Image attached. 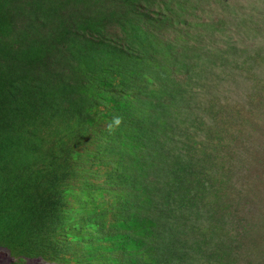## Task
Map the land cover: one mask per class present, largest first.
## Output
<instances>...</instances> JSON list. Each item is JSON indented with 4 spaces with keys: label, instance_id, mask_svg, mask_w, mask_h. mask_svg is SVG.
Returning a JSON list of instances; mask_svg holds the SVG:
<instances>
[{
    "label": "trees",
    "instance_id": "1",
    "mask_svg": "<svg viewBox=\"0 0 264 264\" xmlns=\"http://www.w3.org/2000/svg\"><path fill=\"white\" fill-rule=\"evenodd\" d=\"M33 1L0 0V244L67 264H256L230 226L256 190L233 200L227 165L264 89V7L217 25L183 15L208 0H47L37 23ZM244 79L261 82L249 110L222 103Z\"/></svg>",
    "mask_w": 264,
    "mask_h": 264
},
{
    "label": "rangeland",
    "instance_id": "2",
    "mask_svg": "<svg viewBox=\"0 0 264 264\" xmlns=\"http://www.w3.org/2000/svg\"><path fill=\"white\" fill-rule=\"evenodd\" d=\"M210 2H214L215 0H208ZM207 1L206 7H201L200 10H197L196 13H193L191 10H184L183 15L188 17L189 19L195 18H203L202 20H209L218 25L217 19L224 17L227 20H230L237 14L245 15L247 17V21L249 23L250 16L253 14V6H257L259 9H263L264 4L261 0H219L216 4L211 5ZM47 0L41 3V5L37 4L34 0L30 5V8L33 10L35 16L38 18L36 21L40 23V17L47 12L46 6ZM75 4V3H73ZM69 6L67 9H71ZM87 9L86 5L79 3L77 7L78 12H83ZM70 11V10H68ZM93 12V11H92ZM264 16V14H262ZM211 19V20H210ZM186 27V24L181 26L182 30ZM163 33H172L173 30L171 28H164ZM214 37L218 36V33L221 37L227 39H233L236 37L235 28L232 32L227 30L224 31H214ZM250 35H257V32H252ZM245 36V35H244ZM243 37V36H242ZM264 42V36L261 38ZM247 43H250L246 41ZM263 66V75H264V61H262ZM243 82H240L236 86H234L233 90L229 93H220V101L223 103L225 99L228 100L229 103L235 104V106H245V111L249 110V97L245 96L248 94L244 92L247 86H251L252 90L257 92L261 84L258 80H249L244 79ZM240 88V89H239ZM231 90V89H230ZM242 93L241 96H237ZM244 94V95H243ZM190 96V94H189ZM218 94L206 93L205 99L210 102L215 101L218 98ZM258 97V101L251 104V112L245 113L242 116H239L238 123L236 125L233 124V135L235 138L231 139L236 145V153L241 147H246L248 153L252 152L256 149V152H253L254 155H249L245 153L243 157L233 155V158H229L231 161L228 163L227 168L231 171L228 172L232 176L233 185H235L233 200L235 198L236 191L238 192L239 183L254 186L255 192H250L249 198L245 199L238 208L241 210L239 220H235L234 222H230V226L234 231L243 233L240 238L245 240V242L241 243V251L251 253L252 257H256V264H264V89H262ZM253 100V99H252ZM251 100V102H252ZM192 101V100H191ZM206 114L205 117H207ZM236 121V119H235ZM197 138V137H195ZM199 140V138H197ZM230 144L232 145V142ZM224 155L225 153L222 152ZM244 158V161H242ZM261 159V160H260ZM246 160V162H245ZM228 169V170H229ZM234 172V173H233ZM222 174L221 171L218 172V175ZM228 174V175H229ZM223 175V174H222ZM230 183L229 186H231ZM232 185V186H233ZM248 192L245 191L243 187L242 195L248 197ZM232 196V194H231ZM230 196V198H231ZM237 200V197L235 198ZM232 200V201H233ZM248 201V203H247ZM234 202V201H233ZM231 202V203H233ZM238 237V234H236ZM240 236V235H239ZM249 245V247H245ZM244 255V252H242ZM247 257H250L248 255ZM0 264H58L55 262H47L41 257H31V258H23L21 261H17L16 259L9 258V253L6 249H0ZM234 264H245V262L234 263Z\"/></svg>",
    "mask_w": 264,
    "mask_h": 264
},
{
    "label": "clouds",
    "instance_id": "3",
    "mask_svg": "<svg viewBox=\"0 0 264 264\" xmlns=\"http://www.w3.org/2000/svg\"><path fill=\"white\" fill-rule=\"evenodd\" d=\"M31 85H32V89L35 92L37 90L38 86H40V82H38L36 84H31ZM9 222L13 223L11 220H9ZM1 248L6 249L8 251L10 259L13 258V259H16L17 261H21L23 258L41 257L42 259L46 260L47 262H55V263H58V264H67L66 262L60 261V260H47V259L43 258L40 255L28 256L27 254H24V253H21V252H17L15 250V248H13L12 246H7V245H4V244H0V249Z\"/></svg>",
    "mask_w": 264,
    "mask_h": 264
}]
</instances>
